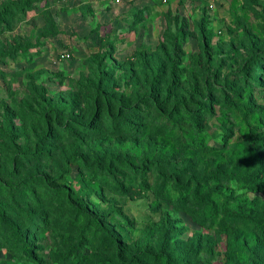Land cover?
<instances>
[{
    "label": "rangeland",
    "instance_id": "obj_1",
    "mask_svg": "<svg viewBox=\"0 0 264 264\" xmlns=\"http://www.w3.org/2000/svg\"><path fill=\"white\" fill-rule=\"evenodd\" d=\"M260 110L264 0H0V264H264Z\"/></svg>",
    "mask_w": 264,
    "mask_h": 264
},
{
    "label": "trees",
    "instance_id": "obj_2",
    "mask_svg": "<svg viewBox=\"0 0 264 264\" xmlns=\"http://www.w3.org/2000/svg\"><path fill=\"white\" fill-rule=\"evenodd\" d=\"M258 68L259 70H261V73H260V76L262 74V67H261V64L258 65ZM207 109H205L206 111ZM109 114V113H108ZM259 114L260 115H263L264 112L263 111H259ZM109 118V117H107ZM136 126V125H135ZM131 129L134 128V126H130ZM244 133L248 135V139L250 141V143L255 147L257 148L258 145L262 146L264 148V125L262 124V122L259 121V119H247V125H246V128L244 129ZM184 136L186 139H190V140H193V136L190 134V133H187L185 132L184 133ZM252 153L250 152H246L245 156H250ZM137 178H138V175L136 174H131L129 177H128V181L130 182V184L132 185H137L138 184V181H137ZM258 190L259 191H264V183H260L258 185ZM246 204H250L252 203V199L251 200H247L245 201ZM233 208H238L237 206H232ZM0 215L2 217L5 216V213L4 211L1 209L0 207ZM229 220V219H228ZM36 231V230H35ZM34 231V232H35ZM258 238V237H257ZM256 239V238H255ZM24 247H25V251L26 253H30L32 251L31 249V246L28 245L26 242L24 243ZM246 245V242H240L238 237L237 236H233L231 238V241H230V246H231V249L234 250L235 252H240L241 254L243 253H247V252H252V250L250 249H246V247H244ZM244 248V249H243ZM156 257H159L161 259H166L168 258V255H166L165 253L163 252H160L158 254L155 255ZM170 259V258H169Z\"/></svg>",
    "mask_w": 264,
    "mask_h": 264
},
{
    "label": "built area",
    "instance_id": "obj_3",
    "mask_svg": "<svg viewBox=\"0 0 264 264\" xmlns=\"http://www.w3.org/2000/svg\"><path fill=\"white\" fill-rule=\"evenodd\" d=\"M165 1H167V0H165ZM211 2H214V1H216V0H210ZM71 57V54L70 53H64L63 55H62V58L63 59H68V58H70Z\"/></svg>",
    "mask_w": 264,
    "mask_h": 264
}]
</instances>
